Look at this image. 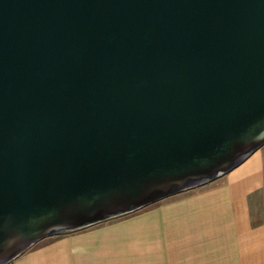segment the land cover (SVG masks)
Here are the masks:
<instances>
[{
  "label": "water",
  "instance_id": "95a60500",
  "mask_svg": "<svg viewBox=\"0 0 264 264\" xmlns=\"http://www.w3.org/2000/svg\"><path fill=\"white\" fill-rule=\"evenodd\" d=\"M262 146L264 0H0V264Z\"/></svg>",
  "mask_w": 264,
  "mask_h": 264
},
{
  "label": "crops",
  "instance_id": "0c3cea01",
  "mask_svg": "<svg viewBox=\"0 0 264 264\" xmlns=\"http://www.w3.org/2000/svg\"><path fill=\"white\" fill-rule=\"evenodd\" d=\"M9 264H264V146L214 181L50 237Z\"/></svg>",
  "mask_w": 264,
  "mask_h": 264
},
{
  "label": "rangeland",
  "instance_id": "374dc122",
  "mask_svg": "<svg viewBox=\"0 0 264 264\" xmlns=\"http://www.w3.org/2000/svg\"><path fill=\"white\" fill-rule=\"evenodd\" d=\"M49 240H50V238H48V239H45V240H42V241H40L39 243H37L36 245L43 244V243H45V242H47V241H49Z\"/></svg>",
  "mask_w": 264,
  "mask_h": 264
}]
</instances>
